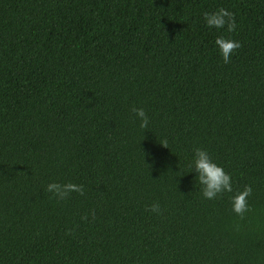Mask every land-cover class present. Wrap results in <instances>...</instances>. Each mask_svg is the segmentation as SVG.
I'll use <instances>...</instances> for the list:
<instances>
[{
	"label": "trees",
	"instance_id": "trees-1",
	"mask_svg": "<svg viewBox=\"0 0 264 264\" xmlns=\"http://www.w3.org/2000/svg\"><path fill=\"white\" fill-rule=\"evenodd\" d=\"M197 147L232 193L202 197ZM0 264H264V0H0Z\"/></svg>",
	"mask_w": 264,
	"mask_h": 264
},
{
	"label": "clouds",
	"instance_id": "clouds-1",
	"mask_svg": "<svg viewBox=\"0 0 264 264\" xmlns=\"http://www.w3.org/2000/svg\"><path fill=\"white\" fill-rule=\"evenodd\" d=\"M203 18L205 25L210 29H224L231 33L236 28L233 13L223 7H220L216 11L205 12ZM214 44L224 63H228L234 49L240 47L239 41L224 36H218ZM132 112L139 121V127L142 129L147 128L149 120L144 109L133 107ZM188 167L190 169L189 172L194 171L196 174L194 179L200 185V192L203 198L211 200L222 193L233 192L230 174L222 166L218 165L206 150L199 147L194 148ZM45 190L61 200L72 192L83 194V186L72 182L59 183L53 181L46 185ZM251 192V186L245 185L242 190L235 192L231 196V210L237 216L243 217L249 210L248 197L251 195ZM150 209L153 213H158L159 205L153 203L150 205Z\"/></svg>",
	"mask_w": 264,
	"mask_h": 264
}]
</instances>
